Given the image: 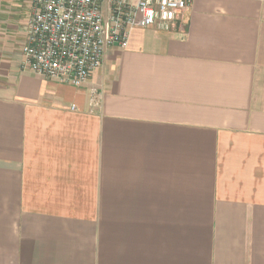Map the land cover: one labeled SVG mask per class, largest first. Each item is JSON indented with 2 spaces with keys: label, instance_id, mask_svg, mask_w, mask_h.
I'll return each instance as SVG.
<instances>
[{
  "label": "crops",
  "instance_id": "crops-1",
  "mask_svg": "<svg viewBox=\"0 0 264 264\" xmlns=\"http://www.w3.org/2000/svg\"><path fill=\"white\" fill-rule=\"evenodd\" d=\"M31 15L0 0V264H264V0L130 27L82 87L26 66Z\"/></svg>",
  "mask_w": 264,
  "mask_h": 264
},
{
  "label": "built area",
  "instance_id": "built-area-1",
  "mask_svg": "<svg viewBox=\"0 0 264 264\" xmlns=\"http://www.w3.org/2000/svg\"><path fill=\"white\" fill-rule=\"evenodd\" d=\"M192 0H32L22 47L36 75L75 87L103 66L108 49L128 45L130 27L175 29ZM91 104L96 105L95 98Z\"/></svg>",
  "mask_w": 264,
  "mask_h": 264
}]
</instances>
